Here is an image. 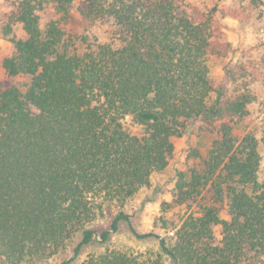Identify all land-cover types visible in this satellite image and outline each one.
Here are the masks:
<instances>
[{
    "label": "trees",
    "instance_id": "16d2710c",
    "mask_svg": "<svg viewBox=\"0 0 264 264\" xmlns=\"http://www.w3.org/2000/svg\"><path fill=\"white\" fill-rule=\"evenodd\" d=\"M5 1L0 34L11 45L0 66L29 81L0 89V259L49 258L78 232L74 254L107 243L129 224L123 207L167 166L172 138L198 121L214 138L160 204L157 248L105 245L83 264H264L260 141L233 133L264 91V29L220 80L209 72L229 52L218 17L264 27V0H79L108 41L68 31L75 0ZM113 211L109 229L88 227Z\"/></svg>",
    "mask_w": 264,
    "mask_h": 264
},
{
    "label": "rangeland",
    "instance_id": "374dc122",
    "mask_svg": "<svg viewBox=\"0 0 264 264\" xmlns=\"http://www.w3.org/2000/svg\"><path fill=\"white\" fill-rule=\"evenodd\" d=\"M215 0H189L193 5L199 7H210ZM230 2L231 0H225ZM79 0H75L69 12L68 31L76 35H87L90 38L110 40L107 25L96 23L89 25L79 15L77 5ZM7 2L0 0V22L4 14L8 11ZM42 25L49 20V13L41 14ZM223 39L229 43V52L224 58H212L209 61L210 75L216 80H220L224 68L236 61L241 60L242 51L262 37L263 25L254 19L244 18H220L218 17ZM18 27L16 31L18 33ZM11 42L8 37L0 34V57L5 49L9 48ZM29 78L9 77L0 66V89L15 86L24 90ZM259 100L250 106V113L247 117L234 124L233 133L239 139L246 133L254 134L260 141V154L262 157L260 178L264 180V91L259 92ZM123 124L130 132L137 134L140 127L135 125L131 118L126 117ZM214 138V134L201 128L198 121L186 123L179 136L173 137L174 150L168 157L165 169L153 174L150 184L139 190V192L123 207V211L129 217V224L123 220L118 222L115 233L111 234L107 243L92 241L79 248L77 254L74 249L80 240V232L76 233L66 242L64 248L49 258H34L31 264H83L84 260L91 254H97L103 250L105 245H128L138 250L156 249L158 239L155 235L163 234V231L154 226L155 217L158 215L160 204L170 200L171 192L174 188L177 174L189 168H200L202 157ZM115 212L104 214L88 225L97 233L109 229ZM137 234L147 232L154 233L150 237H137L130 230ZM0 264H5L0 259ZM166 264H172L167 259Z\"/></svg>",
    "mask_w": 264,
    "mask_h": 264
}]
</instances>
